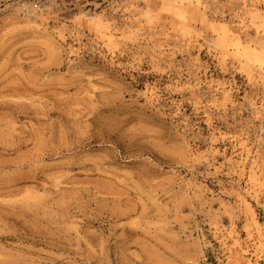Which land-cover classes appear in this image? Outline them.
Wrapping results in <instances>:
<instances>
[{
  "label": "rangeland",
  "instance_id": "rangeland-1",
  "mask_svg": "<svg viewBox=\"0 0 264 264\" xmlns=\"http://www.w3.org/2000/svg\"><path fill=\"white\" fill-rule=\"evenodd\" d=\"M0 264H264V0H0Z\"/></svg>",
  "mask_w": 264,
  "mask_h": 264
},
{
  "label": "built area",
  "instance_id": "built-area-1",
  "mask_svg": "<svg viewBox=\"0 0 264 264\" xmlns=\"http://www.w3.org/2000/svg\"><path fill=\"white\" fill-rule=\"evenodd\" d=\"M22 15L27 19H34L41 13L40 5H22L20 9Z\"/></svg>",
  "mask_w": 264,
  "mask_h": 264
},
{
  "label": "bare ground",
  "instance_id": "bare-ground-1",
  "mask_svg": "<svg viewBox=\"0 0 264 264\" xmlns=\"http://www.w3.org/2000/svg\"><path fill=\"white\" fill-rule=\"evenodd\" d=\"M221 29V28H220ZM222 30V29H221ZM223 31V30H222ZM237 44V43H236Z\"/></svg>",
  "mask_w": 264,
  "mask_h": 264
}]
</instances>
